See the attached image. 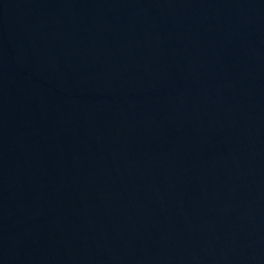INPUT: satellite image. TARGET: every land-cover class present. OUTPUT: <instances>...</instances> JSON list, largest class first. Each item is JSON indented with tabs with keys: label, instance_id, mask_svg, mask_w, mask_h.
Instances as JSON below:
<instances>
[{
	"label": "water",
	"instance_id": "water-1",
	"mask_svg": "<svg viewBox=\"0 0 264 264\" xmlns=\"http://www.w3.org/2000/svg\"><path fill=\"white\" fill-rule=\"evenodd\" d=\"M62 264H264V0H0Z\"/></svg>",
	"mask_w": 264,
	"mask_h": 264
}]
</instances>
